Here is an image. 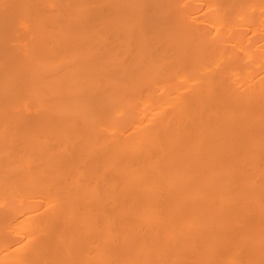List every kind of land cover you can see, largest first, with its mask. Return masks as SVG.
<instances>
[{"label":"bare ground","instance_id":"obj_1","mask_svg":"<svg viewBox=\"0 0 264 264\" xmlns=\"http://www.w3.org/2000/svg\"><path fill=\"white\" fill-rule=\"evenodd\" d=\"M0 264H264V0H0Z\"/></svg>","mask_w":264,"mask_h":264}]
</instances>
